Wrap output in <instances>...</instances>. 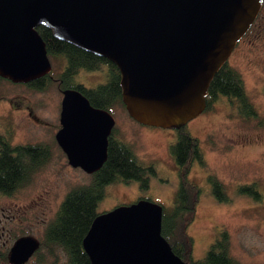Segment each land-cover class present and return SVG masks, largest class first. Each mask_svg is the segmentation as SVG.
<instances>
[{"label":"water","instance_id":"obj_1","mask_svg":"<svg viewBox=\"0 0 264 264\" xmlns=\"http://www.w3.org/2000/svg\"><path fill=\"white\" fill-rule=\"evenodd\" d=\"M262 0H0V77L25 83L51 69L37 25L106 58L119 70L121 101L135 121L177 127L206 106L214 72ZM54 139L72 167L92 173L106 155L111 113L75 88L61 90ZM161 206L137 200L98 212L81 240L90 264H183L160 234ZM26 238L9 260L29 253Z\"/></svg>","mask_w":264,"mask_h":264},{"label":"rangeland","instance_id":"obj_2","mask_svg":"<svg viewBox=\"0 0 264 264\" xmlns=\"http://www.w3.org/2000/svg\"><path fill=\"white\" fill-rule=\"evenodd\" d=\"M48 58L55 76L64 61L59 56ZM226 62L240 73L257 116L241 117L235 104L219 95L185 123L198 139L203 159L202 164L194 160L189 167L188 177L200 192L187 232L192 238L193 258L203 257L224 229L233 258L242 264H264V8L236 41ZM105 72L81 69L75 79L94 86L105 80ZM60 98L56 79L44 89L0 80V133L9 134L13 144L43 142L50 147L44 165L12 193L0 194L11 196L0 197V204L13 208L12 212L26 206L25 213L33 205L37 212L43 210L44 223L52 218L70 187L90 178L89 173L67 163L55 142ZM109 112L114 119V135L130 144L135 157L151 164L155 173L148 175L146 187L134 179L107 183L97 201V212L137 200L170 206L178 181V168L169 152L175 136L173 128L139 123L119 104ZM209 175L222 183L219 196L224 198H217L213 192ZM53 248L58 260L67 264L63 252Z\"/></svg>","mask_w":264,"mask_h":264},{"label":"trees","instance_id":"obj_3","mask_svg":"<svg viewBox=\"0 0 264 264\" xmlns=\"http://www.w3.org/2000/svg\"><path fill=\"white\" fill-rule=\"evenodd\" d=\"M35 29L44 41L47 56L61 57L64 65L55 76L51 67L50 71L25 82V85L44 89L56 79L60 91L64 88H75L92 106L108 111L116 104L124 108L121 101L120 74L114 63L53 37L50 29L43 25H37ZM102 62L107 65L103 82L85 86L75 79L78 70H94ZM1 79L8 80L3 77ZM219 95L226 96L230 103H234L241 117L257 116V111L244 89L240 73L226 61L209 80L204 95L205 107L208 108ZM173 130L175 136L169 144V152L178 168V181L171 205H160L161 236L183 264H242L229 254L228 233L224 229L211 241L203 257L193 258L192 238L187 232V226L194 217L200 189L188 177V172L192 161L202 164L203 159L198 139L189 132L185 124L173 127ZM114 133L112 128L107 136L105 159L99 168L90 173L88 182L74 185L64 193L54 215L47 222L43 232V247L48 257L56 258L53 248L56 246L64 253L67 264H90L82 249L81 240L92 219L98 214L96 204L104 194V186L117 180L134 179L141 187H146L148 175L155 173L151 164L139 161L130 144L123 142ZM49 157L50 147L46 143L13 144L9 134L0 133V194H10L26 183L31 174L44 165ZM209 179L217 198H224L219 196L222 183L212 175H209Z\"/></svg>","mask_w":264,"mask_h":264},{"label":"flooded vegetation","instance_id":"obj_4","mask_svg":"<svg viewBox=\"0 0 264 264\" xmlns=\"http://www.w3.org/2000/svg\"><path fill=\"white\" fill-rule=\"evenodd\" d=\"M262 5L263 2L261 3L256 15L264 8ZM106 69L107 65L103 62L99 63L95 68V70L100 71H106ZM0 197L9 198L11 196ZM32 207L33 208H31L27 213H25V209L27 208L26 206H24L21 211H16L15 209L14 212H12L13 208L9 206L4 207V205L0 204V264H63V262H60V259L58 260L57 254L56 258L52 257L49 259L47 251L44 250L43 232L47 222L44 223L45 220L42 217L43 210L37 212L33 205ZM42 224L43 226L41 229ZM19 238H26L27 242L24 246L25 248H29L31 244L33 246L23 260L11 261L9 260L10 249Z\"/></svg>","mask_w":264,"mask_h":264}]
</instances>
